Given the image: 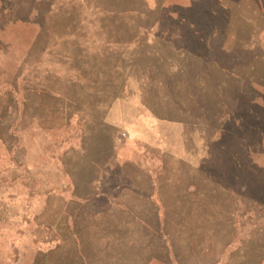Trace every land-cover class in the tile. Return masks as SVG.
Returning <instances> with one entry per match:
<instances>
[{
	"label": "rangeland",
	"instance_id": "374dc122",
	"mask_svg": "<svg viewBox=\"0 0 264 264\" xmlns=\"http://www.w3.org/2000/svg\"><path fill=\"white\" fill-rule=\"evenodd\" d=\"M4 3L0 264H264V0ZM128 72L146 102L187 106V194L137 211L151 226L69 195L92 190L67 153L94 134L64 110L109 105ZM119 183L108 171L102 193Z\"/></svg>",
	"mask_w": 264,
	"mask_h": 264
},
{
	"label": "crops",
	"instance_id": "0c3cea01",
	"mask_svg": "<svg viewBox=\"0 0 264 264\" xmlns=\"http://www.w3.org/2000/svg\"><path fill=\"white\" fill-rule=\"evenodd\" d=\"M126 77L109 105L100 109L95 104L86 108L69 105L64 110L66 125L75 120L94 134L86 149L82 143L67 153L72 158L79 155L82 170L96 172L89 185L92 190H75L69 195L80 202L105 198L111 209L127 212L151 226L147 219L138 217L137 211H161L170 195L174 203L182 202L179 194H187V175L183 184L176 180L177 164L187 169V106L161 93H156L153 104L146 102L143 91L138 90L139 77L130 72ZM118 131H129L130 139L123 142L115 133ZM108 171L119 177L121 189L106 195L101 187ZM67 176L74 177L71 172ZM181 188L186 191L177 190Z\"/></svg>",
	"mask_w": 264,
	"mask_h": 264
},
{
	"label": "trees",
	"instance_id": "16d2710c",
	"mask_svg": "<svg viewBox=\"0 0 264 264\" xmlns=\"http://www.w3.org/2000/svg\"><path fill=\"white\" fill-rule=\"evenodd\" d=\"M43 2L44 1H42V4H43ZM4 5H5V3L0 5V12L1 13L6 12V9L3 8ZM11 6H12L11 7V10H10L11 13L15 14L17 17L23 15L22 13H23V11H25V7L22 4H17L15 2H11Z\"/></svg>",
	"mask_w": 264,
	"mask_h": 264
}]
</instances>
